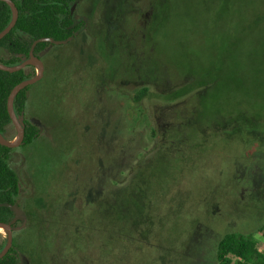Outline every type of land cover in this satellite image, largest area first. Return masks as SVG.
I'll use <instances>...</instances> for the list:
<instances>
[{
	"label": "rangeland",
	"instance_id": "obj_1",
	"mask_svg": "<svg viewBox=\"0 0 264 264\" xmlns=\"http://www.w3.org/2000/svg\"><path fill=\"white\" fill-rule=\"evenodd\" d=\"M257 1L262 19L256 55H211L220 60L214 67L223 73L221 90L233 112L213 120L202 115L204 105L212 109L215 84L209 82L197 86L195 114L184 121L176 112L187 99L171 97L196 80L192 70L183 74L187 54L211 37L218 47L234 29L232 16L223 13L217 20L220 5L208 10L195 0H178L169 32L160 34L150 53L159 55L158 73L137 71L127 81H114L112 98L102 89L104 81L109 84L108 68L99 65L100 78L91 68L98 64L88 62L103 58L94 41L107 31L110 8L118 0H80L79 15L94 11L82 34L92 54L84 55L80 46L86 44L78 37L43 51L44 76L29 85V113L17 116L40 128L35 142L11 152V166L21 179L17 264H218V241L229 232L260 237L264 251V0ZM155 2L132 0L137 5L131 9L154 17ZM239 11L234 13L242 16ZM140 21L133 32L124 31L129 57L146 50ZM159 41L172 47L173 56L159 51ZM105 47V53L112 50ZM144 85L151 96L143 105L122 95ZM140 109L151 121L161 118L158 130H176L175 147L157 154L150 125L132 120ZM196 125L201 135L186 136ZM8 133L15 136V125ZM138 172L142 188L133 186ZM7 237L8 227L0 231L2 250Z\"/></svg>",
	"mask_w": 264,
	"mask_h": 264
},
{
	"label": "trees",
	"instance_id": "obj_2",
	"mask_svg": "<svg viewBox=\"0 0 264 264\" xmlns=\"http://www.w3.org/2000/svg\"><path fill=\"white\" fill-rule=\"evenodd\" d=\"M18 8L19 16L15 26L11 31L0 40V62L9 66L18 65L24 59L30 56V50L33 42L42 37H51L53 42H39L34 52L46 51L48 48L56 45V41L68 42L75 37L78 26H74L73 14L71 13V6L77 0H13ZM198 8L210 9L216 5L221 8L217 14L216 19L223 17V13L232 16L233 30L238 32V36H234L231 29H228L225 37L221 40L217 47L216 40L211 37L208 41H202L201 48L195 47L190 55L186 57V72L183 74H196L195 82L188 85L186 89L177 91L176 100L187 99V104L180 106L178 109V116L180 118H188L193 111L189 107L190 95L197 89L199 85H205L209 82L214 83L213 95L209 99L212 104L203 106V116H207L213 120L220 113H232L228 103V96H224L221 86L223 82V73L221 74L214 65H217L220 60L213 59L211 55H256L257 49L261 42L257 38L256 27L260 25L262 14L255 10L256 5L259 4L257 0H195ZM179 5L178 0H156L155 6L162 12L160 18L161 32L158 35L169 32L173 18L176 11V6ZM242 12V16L235 14ZM13 17L12 7L5 1L0 0V32L4 30ZM240 28V29H239ZM164 31V33H163ZM191 40V39H190ZM184 47H192L187 41ZM64 43L58 44L63 45ZM163 41H159V51L163 55L173 56L172 47L170 45H163ZM162 45V49H161ZM225 46V47H224ZM198 49V50H197ZM9 53L10 57L5 58L2 53ZM196 54V55H191ZM42 61L44 57L38 55ZM189 59V60H188ZM197 67H192V64ZM211 67V68H210ZM36 75L34 65H28L17 71H7L0 68V133L7 139L9 136V128L14 124L8 110V98L12 89L21 81ZM194 86V89H192ZM30 87L20 90L14 99V110L17 116L27 115L29 113V105L31 102ZM159 95V94H158ZM150 98L151 91L149 86L141 88L136 95L138 101H142L144 97ZM189 96V97H188ZM166 96L162 95L164 99ZM196 107L199 101V95L195 94ZM209 102V101H208ZM25 138L21 145L32 144L39 137V127L29 119L24 120ZM190 132L201 134V129L198 125L191 129ZM16 135V134H15ZM16 147H10L0 143V222L10 223L14 215V206L21 205L19 203L21 195V179L19 173L11 166L10 158L11 152ZM134 185L137 188H142L137 181L138 175ZM32 203V200H31ZM26 226L23 233L32 227ZM264 233V230L262 231ZM16 233L14 234L13 246L9 248L7 253L0 258V264H17L18 250L16 249ZM260 237H255L252 234L229 232L220 238L217 244V261L218 264H264V251L258 247ZM28 243V242H27ZM38 251L40 250L39 241H36ZM0 246V252L2 251ZM39 258H41L39 256ZM33 259V258H31ZM34 260V259H33Z\"/></svg>",
	"mask_w": 264,
	"mask_h": 264
},
{
	"label": "flooded vegetation",
	"instance_id": "obj_3",
	"mask_svg": "<svg viewBox=\"0 0 264 264\" xmlns=\"http://www.w3.org/2000/svg\"><path fill=\"white\" fill-rule=\"evenodd\" d=\"M136 1H138V0H134V2H136ZM144 1L146 2L147 0H144ZM88 2H90V0H88ZM79 5H80V0H77L71 6V13L73 14V19H74L73 25L78 26L79 29L76 31L75 37L70 39L68 42H70V41H72L78 37L80 44H81V42H82V44H86V45H84V47L80 46V47H82L81 50L82 49L85 50L84 55H91L92 53L87 52V50H86V49H88L87 44L89 43L88 37L86 35H82V34L84 33V31H83L84 27L88 26V24L90 23V21L88 19L92 17V14L94 11L93 10H91V11L86 10L83 13V15H79V12H78ZM133 5H137V4H133L132 0H118V3L115 2L111 6L110 14H109V18L111 20H109V22H108L109 23L108 29H107V31H105L102 34V39H99L97 37L96 40L94 41V42H96V44H98V49L99 48L103 49V50L97 52L103 58H100V59L96 58L95 61H93L91 63L88 62L89 67L98 64L94 67H91V68H93V69L95 68L97 70V75L99 74V68H100L99 65L100 64H103L105 67L108 68L107 72H108L109 77H110V79H109L110 86L108 87L107 85H109V84H107L104 81V86H102V89H103V91L111 93L112 98L114 96L113 93H114V89H115V85L113 83L114 81H116V80L118 82L127 81L128 80L127 76L130 78L133 74H136L137 71H139V72L141 71L142 74H146V75L149 74V76H151V77L153 74L158 73L157 64H158L159 55H157L155 52H153L152 54H150V53L152 50L155 51L157 48L158 38H159L158 32H159V28H160V18L162 17V12L158 11L154 17H151V14L149 15V13H147V11H146V13L133 12V9H131V6H133ZM95 7H96V5L93 8H95ZM150 11L152 12V9H150ZM143 14H145L144 16H146L147 18H145L146 20H144L142 22ZM139 19H141L140 22L142 23V27H143L141 31H144L142 34L140 42H143V45L146 46V50L142 53L131 54L134 56L129 57V55H127V53L125 51L126 47H127V39H128L125 37L126 28H127V30H130L133 32V30H135L137 24L139 23ZM101 27H103V24H101ZM102 31H104V30H102ZM105 44H110V48L112 50L109 53L104 52V50L106 48ZM36 55H42V52H39ZM141 55H144V56L141 57ZM102 80H104V79H101L100 81L98 80V82L96 83V88H97V85ZM145 86H148V85H144L142 87L136 88L134 93H132V95L131 94L125 95L124 93L122 95L126 96V98L129 99L131 104L134 101L135 103H138L139 105L140 104L143 105L142 102L144 101V99H146L148 97L145 96L142 101H138L136 99V95L140 91V89L144 88ZM192 89H194V86H192ZM198 92H199V90L195 89L193 91V94L190 95V97L192 96L193 99L191 100V98H190L191 103L189 102V107L190 106L192 107L191 110L193 111V115L195 114V111H196L195 94ZM160 96L162 97V94H160ZM187 106H188V104H187ZM140 112L142 114L139 113V115L136 117H133L134 119L132 118V120L137 121V120L142 119L141 120L142 123L146 124L147 126H148V124L150 125V126H148L150 128L149 139L154 142L155 148H157L156 149L157 154H159L160 149L164 150L168 147L173 148L176 146V143L178 140V138L176 136H179V135H177V133H175V131H176L175 129L173 131H166V133L162 132L161 129L158 130V125L160 123H162L161 118H159V122H156L157 118H156V120L151 121L150 120L151 117L146 113L145 110L140 109ZM176 113H177L176 117L178 118V116H177L178 112H176ZM27 119L31 120V118H27ZM186 119H188V118H184L183 120L185 121ZM191 120L192 119L190 118V121ZM177 122H178V120H177ZM35 124L38 125L37 123H35ZM191 128L193 129V128H195V126H193ZM196 135L200 136L201 134H195L194 132H189V133H187L186 136L191 138L192 136H196ZM16 139H17V137L15 138V140ZM132 139H135V138H132ZM145 181H146V179H145ZM17 206H19V205H17ZM15 216H16V213L14 211L13 218L11 219V221L9 223V224H11L12 230H13V241H14L15 228L18 227V224L20 223V221H17V220L13 222ZM6 224H8V223H6Z\"/></svg>",
	"mask_w": 264,
	"mask_h": 264
},
{
	"label": "water",
	"instance_id": "obj_4",
	"mask_svg": "<svg viewBox=\"0 0 264 264\" xmlns=\"http://www.w3.org/2000/svg\"><path fill=\"white\" fill-rule=\"evenodd\" d=\"M3 1L7 2L12 7L13 17H12V20L9 23V25L4 30H2L0 32V40L3 37H5L11 31V29L15 26V24H16V22L18 20V16H19L18 8L16 7V5H15L13 0H3ZM44 41L53 42V39L51 37H42V38L36 39L33 42L32 46H31L30 56L28 58L24 59L18 65L9 66V65H6V64L0 62V68L1 69L7 70V71H11V72L20 70V69H22V68H24V67H26L28 65H35V64H39L40 65V70H38L36 75H34L33 77H30L28 79H25V80L21 81L20 83H18L17 85H15V87L12 89V91H11V93L9 95V98H8V110H9V114L11 116L12 122L15 125L17 133L11 139H7L6 137H4L0 133V143L5 144L7 146L18 147L24 141V138H25V125L17 117V115L15 113V110H14V99H15L16 94L20 90L28 87L29 85H31V84H33V83H35V82H37V81H39L40 79L43 78L44 71H45V66H44V63H43L42 59L38 55H36L34 53V50H35L36 45L39 42H44ZM56 43L57 44H61V43H64V42L63 41H56ZM17 136H18V141H16L15 143L11 142ZM14 211L16 213V216H15L13 222L16 221L19 218V216H20L19 210L15 206H14ZM0 224H3V225L8 227L7 243H6L5 247H4V249L0 252V258H2L7 253L9 248L13 245V230H12L11 224L1 223V222H0Z\"/></svg>",
	"mask_w": 264,
	"mask_h": 264
},
{
	"label": "bare ground",
	"instance_id": "obj_5",
	"mask_svg": "<svg viewBox=\"0 0 264 264\" xmlns=\"http://www.w3.org/2000/svg\"><path fill=\"white\" fill-rule=\"evenodd\" d=\"M35 65H38V68L40 69V65L39 64H35ZM16 141H18V136H17V139L15 140H13V141H11V142H13V143H15ZM2 230H6L7 231V226H5V225H3V224H0V231H2ZM4 232V231H3Z\"/></svg>",
	"mask_w": 264,
	"mask_h": 264
}]
</instances>
